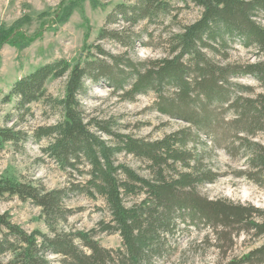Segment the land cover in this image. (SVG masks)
Wrapping results in <instances>:
<instances>
[{
	"label": "trees",
	"instance_id": "trees-1",
	"mask_svg": "<svg viewBox=\"0 0 264 264\" xmlns=\"http://www.w3.org/2000/svg\"><path fill=\"white\" fill-rule=\"evenodd\" d=\"M85 1L62 2L51 16L53 23H66ZM89 1L99 6L97 0ZM183 2L202 13L194 23L169 33L166 58L135 62L128 51L143 42V33L134 31L136 27L144 22L165 24L166 18L172 24L179 9L170 0H135L117 5L98 35V41H112L126 52L116 55L99 44L86 46V58L55 61L14 83L6 102L16 101L18 116H33L31 106L43 103L59 110L62 120L33 131L0 127V152L7 144L22 147L30 139L51 140L42 148L43 156L63 170L86 176L87 181L74 189L49 191L40 182L1 177L0 201L17 197L41 209L49 234L28 233L8 213L0 212V264H52L50 256L62 258V264H153L168 256L169 239H174L180 225H208L264 238V210L210 200L197 192L199 186L221 177L212 165L218 149L247 160V168L238 171L237 178L264 186V144L256 141L264 133V93L253 95L251 88L237 82L251 77L264 87V27L257 20L264 16V0ZM46 16L42 13L40 18ZM31 20L27 15L10 28H0V52L4 46L23 51L43 38V30L30 35L23 31ZM120 22L123 28H115ZM236 43L256 48L259 59L229 62ZM64 78V97L54 99L47 85ZM88 82L105 83L127 102L154 93V109L187 126L152 142L114 133L109 122L88 121L80 101ZM99 132L114 143L109 144ZM121 154L145 162L148 175L119 163ZM86 164L89 170L84 172ZM72 193L102 198L110 222H100L88 232L67 230L74 211L65 202ZM140 196H144L140 202L127 204V198ZM100 234H118L123 248H104L97 240ZM224 264H264V244Z\"/></svg>",
	"mask_w": 264,
	"mask_h": 264
},
{
	"label": "rangeland",
	"instance_id": "rangeland-1",
	"mask_svg": "<svg viewBox=\"0 0 264 264\" xmlns=\"http://www.w3.org/2000/svg\"><path fill=\"white\" fill-rule=\"evenodd\" d=\"M68 0H0V28H10L25 16L31 17V23L23 31L28 35L38 30L44 31L41 40L29 48L19 51L10 46H4L0 52V127H17L33 131L38 127L53 126L62 120L59 110L45 106L43 103L33 104V116L16 114V101L6 102L14 83L20 78L34 72L37 68L65 59L70 62L79 57L86 58L88 49L101 45L106 51L119 55L126 52L112 41H98L100 30L105 25L107 16L119 4L133 3L135 0H97L98 7L92 6L89 0L81 8L74 11L64 24H54L51 16L62 2ZM179 9L177 19L170 24L171 18H166L165 24L160 22L142 23L134 29L142 34V43L134 50L128 51L135 62L158 60L168 56L167 41L170 32H179L180 27L197 21L202 10L189 5L183 0H170ZM42 13L48 16L40 18ZM53 18V17H52ZM257 20L264 27V16ZM53 23V24H52ZM123 28V23L115 26ZM231 63H247L257 61L256 48L245 49L238 43L230 53ZM65 78L50 81L47 85L49 95L54 99H62L65 94ZM251 88L253 95L264 93V87L251 77L237 81ZM157 96L148 93L137 97L133 102L122 101L118 95L105 83L92 84L88 82V91L80 98L87 119L97 122H109L112 132L130 135L136 139L152 142L162 139L165 135L185 128L187 124L161 115L154 109ZM98 131L97 129H93ZM109 144L114 143L112 137L99 132ZM256 141L264 144V133L258 134ZM51 140L36 143L30 139L24 146L15 147L7 144L0 152V178L12 177L22 182H40L49 191L61 188H72L84 184L87 177L78 172L63 170L55 161L43 156L42 148L47 147ZM119 163H124L139 172L148 175L147 165L133 156L121 154L117 157ZM247 160L238 155L230 157L224 149H218L212 160L213 168L220 174L213 184L199 186L197 192L203 198L210 200L224 199L243 205H253L264 210V186L255 184L246 178H237V172L245 170ZM83 170V169H82ZM89 170L87 164L84 172ZM74 189V188H72ZM144 196L129 197L128 205L140 202ZM66 205L74 211L69 219L67 230L91 231L100 222H110V213L104 200L88 198L84 194L72 193L66 200ZM0 212L8 213L13 223L26 232L40 231L49 234L41 209L30 202H22L17 197L6 196L0 201ZM100 244L111 250L122 249V240L118 234L97 236ZM168 256L153 264H224L230 260L241 258L264 244V238L256 239L252 234L237 235L222 229H213L208 225L188 227L180 225L174 239H169ZM58 256H50L52 264H62Z\"/></svg>",
	"mask_w": 264,
	"mask_h": 264
}]
</instances>
